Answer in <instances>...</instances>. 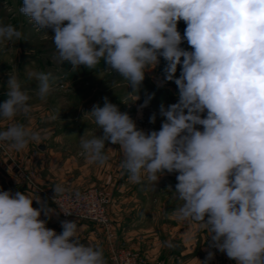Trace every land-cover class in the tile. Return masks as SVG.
Segmentation results:
<instances>
[{"label": "clouds", "instance_id": "obj_1", "mask_svg": "<svg viewBox=\"0 0 264 264\" xmlns=\"http://www.w3.org/2000/svg\"><path fill=\"white\" fill-rule=\"evenodd\" d=\"M20 12L37 30L54 32L62 63L75 71L104 62L128 82L130 94L140 92L161 57L166 61L164 80L178 94L176 103L160 105V130L139 129L105 96L103 106L86 112L103 134L88 138L86 130L80 154L104 165L114 151L106 145H119L133 183L146 176L157 184L165 171L178 173L177 218L206 230L210 246L237 264H264V0H22ZM22 36L12 24H0V44ZM185 41L191 50L181 47ZM26 74L46 101L55 77ZM6 97L0 119L13 123L0 130V143L18 152L39 144L40 132L16 120L32 111L29 90L16 75H9ZM53 190L56 203L66 189ZM56 211L40 197L0 190V264H107L102 248L81 242L77 222L61 221L59 234L47 227L42 214L50 219ZM214 255L209 251L199 264Z\"/></svg>", "mask_w": 264, "mask_h": 264}, {"label": "rangeland", "instance_id": "obj_2", "mask_svg": "<svg viewBox=\"0 0 264 264\" xmlns=\"http://www.w3.org/2000/svg\"><path fill=\"white\" fill-rule=\"evenodd\" d=\"M21 7L22 0H0V24H12L23 34L20 41L0 44V104L7 98L3 96L1 90L3 88L7 90L9 75H16L21 81L22 87L28 89L32 97L29 101L32 106L30 115L17 117V122L25 124L34 131L38 127L42 137L39 145L45 146L46 152L49 151V156L45 157V160L51 159L53 154H57L59 163H63L64 160L71 161L73 167H76L73 168L74 174L83 168V180L79 183H73L70 180L65 181L63 186L66 192L64 194L77 195L96 191L107 200L105 210L109 227L103 228L90 222L69 220L77 222L81 242L102 248L107 264H121L122 262L141 264V257L136 258L134 251L125 247L119 239L110 213L112 198L109 192L95 176L88 178V175H85L86 173L93 175L98 164L89 163L80 154V136L84 135L86 130L88 138L103 134L86 112L91 111L96 103L103 106V97L105 96L111 103L116 104L121 112H127L139 129L145 132L159 131L164 119L159 114L160 105L167 106L176 103L178 94L175 83L164 80L163 70L166 61L161 57L159 65L156 68L153 66L154 69H149L146 73L140 92L138 90L136 93L130 94L132 89L129 88L128 82L114 71L107 70L105 68L107 65L104 62L92 70L81 66V68L73 71L72 68L67 69L63 66L64 62L62 63L58 59L51 38L54 32L48 29L47 34L37 30L29 18L20 12ZM185 27L186 24L181 20L178 23V30L181 35H183ZM181 47L191 50L186 41ZM26 71L51 73L55 77L54 92L49 95L46 101H41L35 95L33 91L37 87V82L34 79H29ZM179 74L180 68L178 66L176 76L179 77ZM61 81L65 83H60ZM138 95L139 99L137 100ZM149 97L151 99L147 106L141 108V105ZM53 114L57 116L55 120L50 119ZM153 114L156 116L155 123L150 122V117ZM11 123L13 121L0 119V130L6 129ZM36 145V142L30 143L26 152L32 153V156L33 153L40 154V149L36 148ZM117 147L115 153L123 159L119 145ZM23 153V150L18 152L9 145L0 143V190H11L13 193L24 190L33 199L40 197L47 207L56 209L46 197V194H55L53 188L39 184L37 182L38 173H35L34 169H29L26 172L21 166L20 160H23ZM29 154L26 159H28ZM59 163H54L55 167H58ZM170 174L178 175V173ZM176 182V178H170L169 199L174 205L178 204L172 193L175 191ZM37 205L39 204L34 201L33 207L36 208ZM41 218L47 220L48 228L55 230L57 234L62 232V220L57 211L51 215L50 219L45 216H41Z\"/></svg>", "mask_w": 264, "mask_h": 264}, {"label": "crops", "instance_id": "obj_3", "mask_svg": "<svg viewBox=\"0 0 264 264\" xmlns=\"http://www.w3.org/2000/svg\"><path fill=\"white\" fill-rule=\"evenodd\" d=\"M6 91L5 88L1 90L3 96H6ZM38 130L36 127L35 131ZM106 146L114 150L109 153V160L104 165H97L93 175H85L88 178L95 176L109 192L112 198L110 213L119 239L125 247L134 251L136 258L141 257V264H199L198 259L204 261L209 251L215 255L208 264H237L225 253L210 246V234L206 230L196 223L190 224L177 218L175 209L180 201L177 200L178 204L174 205L169 199L170 178H176L177 174L165 171L157 184L148 181L146 176L140 183H133L128 171L121 167L123 159L115 153L117 145ZM36 148L40 149V154L33 153L32 156L25 149L20 161L26 172L34 169L38 173L39 184L54 188L58 184L63 186L68 180L73 183L83 180V168L82 171L77 169L78 173L74 174L73 168L76 167L71 161L59 163L57 154L45 160L49 151L46 152L45 146L39 144ZM28 154L29 161L26 159ZM53 162L59 163V166L55 167ZM20 192L27 193L24 190Z\"/></svg>", "mask_w": 264, "mask_h": 264}, {"label": "built area", "instance_id": "obj_4", "mask_svg": "<svg viewBox=\"0 0 264 264\" xmlns=\"http://www.w3.org/2000/svg\"><path fill=\"white\" fill-rule=\"evenodd\" d=\"M55 194H46L47 199L56 208L57 213L62 221L77 220L90 222L97 226L109 227V220L106 215L107 200L96 191H88L79 194H62L54 202ZM64 212L71 214L64 215ZM121 264H128L122 262Z\"/></svg>", "mask_w": 264, "mask_h": 264}, {"label": "trees", "instance_id": "obj_5", "mask_svg": "<svg viewBox=\"0 0 264 264\" xmlns=\"http://www.w3.org/2000/svg\"><path fill=\"white\" fill-rule=\"evenodd\" d=\"M62 65L65 66L67 69H71V67H72V66H71L69 63H67V62H64Z\"/></svg>", "mask_w": 264, "mask_h": 264}]
</instances>
